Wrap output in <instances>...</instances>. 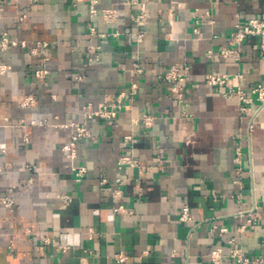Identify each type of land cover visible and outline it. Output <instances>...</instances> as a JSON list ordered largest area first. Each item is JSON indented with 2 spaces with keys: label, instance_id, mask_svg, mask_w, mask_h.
<instances>
[{
  "label": "crops",
  "instance_id": "1",
  "mask_svg": "<svg viewBox=\"0 0 264 264\" xmlns=\"http://www.w3.org/2000/svg\"><path fill=\"white\" fill-rule=\"evenodd\" d=\"M90 7L0 0V33L26 41L0 49L8 67L0 75V264H212L255 207L259 219L239 242L264 264V107L241 111L236 93L222 94L264 85V40L248 37L240 59L221 52L233 47V30L264 19V0H99V10L118 9L113 22ZM176 63L190 67L182 103L164 77ZM42 67L45 79L36 76ZM213 72L231 74L229 83L210 85ZM29 95L35 105L22 106ZM103 100L122 104L116 118L88 117ZM146 114L156 117L152 127ZM71 123L92 132L78 144L76 164L88 169L80 182L63 151L73 130L61 125ZM124 155L138 164L119 165ZM185 206L194 222L180 219Z\"/></svg>",
  "mask_w": 264,
  "mask_h": 264
},
{
  "label": "built area",
  "instance_id": "2",
  "mask_svg": "<svg viewBox=\"0 0 264 264\" xmlns=\"http://www.w3.org/2000/svg\"><path fill=\"white\" fill-rule=\"evenodd\" d=\"M90 1V12L92 16H96L99 12H102L104 19L107 22L117 21L119 16V11L116 8H104L99 10V0H89ZM144 15H140L138 19H142ZM27 15H23V19ZM248 37H261L264 40V19L252 18L246 21L241 27L235 29L231 33V43L232 48H224L221 50L224 56L235 57L240 59L241 57V47L242 44ZM139 42L143 40V34L138 36ZM26 46V41H19L9 37L7 33H0V49L8 50L17 46ZM47 46V43L39 44L36 48L33 49V54H38L43 52V48ZM96 47H91V53L95 54V58L98 59L96 54ZM264 48V42H263ZM135 71L137 73L143 72V68L139 64H135ZM8 67L6 64H0V75H3L7 72ZM190 67L183 64H174L172 65L167 73L164 75L165 79L169 80L171 83L170 95L175 98L179 103L184 101V88L181 83V80L184 76L188 75ZM47 75V68L42 67L36 71V76L40 79H45ZM238 78H242V73L237 74ZM231 79V74L229 73H218L213 72L208 75V83L213 86L225 87ZM138 83L133 82L131 85V94L137 93ZM237 94L240 102L241 111H248L249 106L258 101L262 107H264V85L257 84L252 89V94H249L241 86L230 87L227 90H224L222 94L225 97H231L233 94ZM125 93L122 94L124 96ZM35 98L32 95L27 96L24 100L21 101V105L24 107H32L35 105ZM122 107V104L112 105L107 100L100 101L97 105L90 104L89 109L86 113L88 117H98L102 119H115L117 116L118 110ZM156 117L152 114H146L142 118L143 123L147 127H152L155 123ZM45 124V123H44ZM62 127L72 128V136L68 143L63 146V151L70 157L71 171L74 173L76 181L80 182L86 176L88 169L84 165L76 164V159L78 157V144L81 140L92 137V132L87 126L86 123H71L63 124ZM129 139L131 137H128ZM242 159V150L241 147L237 148L236 153V162L241 163ZM132 160L133 165H137L138 161L136 159H131L129 156L124 155L119 159V165H123ZM160 160V159H159ZM161 161V160H160ZM32 168V167H30ZM2 169L0 168V172ZM13 189H11L12 191ZM5 205L11 207L14 204V199L10 195L4 198ZM120 210L126 211L124 207H120ZM260 213L255 207V209L249 211V219L247 224L240 225L237 229V234L228 237L227 242L230 245L227 253L225 254L222 247L216 249L211 253V262L212 264H223L225 262V257L233 258L236 260V264H261L263 259L252 258L245 252L244 248L240 245L239 236L242 232L246 230L248 225L255 224L259 219ZM180 219L185 222H194V215L191 213L188 206L183 207V211ZM228 232L226 227L221 229V235L225 236ZM45 241L50 242L49 238H46ZM60 248L65 249L66 246H60ZM115 258L120 263H126L128 261V255L125 252H120L115 255Z\"/></svg>",
  "mask_w": 264,
  "mask_h": 264
}]
</instances>
